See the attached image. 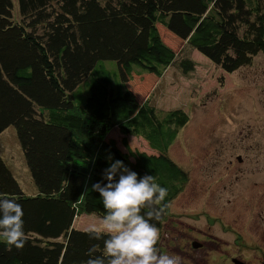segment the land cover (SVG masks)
I'll return each mask as SVG.
<instances>
[{"label": "trees", "instance_id": "1", "mask_svg": "<svg viewBox=\"0 0 264 264\" xmlns=\"http://www.w3.org/2000/svg\"><path fill=\"white\" fill-rule=\"evenodd\" d=\"M159 25L225 74L264 54V0H0V139L16 135L30 184L26 191L0 146V197L22 205L26 234L22 249L0 243V264H86L103 241L74 223L105 214L91 189L107 183L115 160L168 190L152 223L167 220L187 181L168 149L188 115L158 112L151 96L136 103L127 88L174 64ZM114 129L157 155L121 150L108 138Z\"/></svg>", "mask_w": 264, "mask_h": 264}, {"label": "rangeland", "instance_id": "2", "mask_svg": "<svg viewBox=\"0 0 264 264\" xmlns=\"http://www.w3.org/2000/svg\"><path fill=\"white\" fill-rule=\"evenodd\" d=\"M156 28L161 40L175 53V62L161 77L133 76L127 83L128 91L135 96L136 103L151 96L160 113L182 110L188 115L186 126L178 130L168 149L187 181L170 206L167 222L159 229L160 239L167 242V225L185 215V210L213 214L218 205V211L231 210L236 227H244V233L253 237L261 226L256 214L264 205H258L261 201L252 195L256 188L245 182L248 178L259 182L264 177V173L253 169L258 156L264 157V54H257L249 65L225 74L165 27ZM181 60L190 61L193 68L184 73L179 67ZM108 138L121 150L128 147L132 152L157 155L144 140L123 136L116 129L110 131ZM15 143L13 132L0 139L4 157L29 191L21 152ZM93 224L102 227L100 217L83 215L74 223L77 230H86ZM258 237L261 239L262 234ZM167 253L179 255L181 262L188 261L183 255L186 250L174 247L168 248ZM242 253L248 255H240L242 258L251 257L245 249Z\"/></svg>", "mask_w": 264, "mask_h": 264}, {"label": "clouds", "instance_id": "3", "mask_svg": "<svg viewBox=\"0 0 264 264\" xmlns=\"http://www.w3.org/2000/svg\"><path fill=\"white\" fill-rule=\"evenodd\" d=\"M103 180L92 185L99 193L104 209L98 227L86 229L92 240H102L89 249L86 264H181V257L161 251L157 244L160 231L152 223L159 221L165 209L161 205L168 190L152 175L138 174L120 160L104 170ZM23 208L13 199L0 197V243L9 250L22 249L26 242ZM100 249L98 255L97 250Z\"/></svg>", "mask_w": 264, "mask_h": 264}, {"label": "flooded vegetation", "instance_id": "4", "mask_svg": "<svg viewBox=\"0 0 264 264\" xmlns=\"http://www.w3.org/2000/svg\"><path fill=\"white\" fill-rule=\"evenodd\" d=\"M257 160L253 169L264 173V157L259 155ZM246 181L245 184L249 183L256 188L251 192L255 199L261 201L258 205H264V177L259 182L250 178ZM253 197H250L249 201ZM219 207L220 205L216 208L219 210ZM218 210H213V214L205 210L200 213L185 210V215L181 214V218L169 222L167 225L169 230L165 232L167 242L163 243L160 239L157 247L165 253L168 252V248L174 247H178L180 251L186 250L183 255H186L185 259L188 261L181 264H264V209L256 214L261 226L253 232L255 235L253 237L244 233V227L241 229L236 227V219L230 216L233 214L231 210L226 209V212H223L225 209L222 208L221 211ZM166 222L167 220L164 223ZM261 234L262 237L259 239L258 236ZM243 249L251 257L242 258L240 255L248 256L242 253Z\"/></svg>", "mask_w": 264, "mask_h": 264}, {"label": "crops", "instance_id": "5", "mask_svg": "<svg viewBox=\"0 0 264 264\" xmlns=\"http://www.w3.org/2000/svg\"><path fill=\"white\" fill-rule=\"evenodd\" d=\"M14 136H15V142H16L15 144L18 145V144H17V141H16V135L14 134ZM18 148H19V146H18ZM19 150H20V148H19ZM20 152H21V151H20ZM20 154H21V157H22V153H20ZM6 161L8 162L9 165L12 166V164H11L7 159H6ZM22 161H23V164H24L23 167H24V169H25V172L28 173V172H27V169H26V165H25L24 160H23V157H22ZM12 167H13V166H12ZM13 169H14V168H13ZM27 175H28V174H27ZM16 176H17V175H16ZM17 177H18V179L20 178V176H17Z\"/></svg>", "mask_w": 264, "mask_h": 264}]
</instances>
